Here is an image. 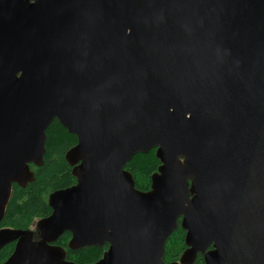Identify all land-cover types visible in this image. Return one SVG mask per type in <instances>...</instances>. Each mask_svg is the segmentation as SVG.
Wrapping results in <instances>:
<instances>
[{
  "label": "water",
  "instance_id": "obj_1",
  "mask_svg": "<svg viewBox=\"0 0 264 264\" xmlns=\"http://www.w3.org/2000/svg\"><path fill=\"white\" fill-rule=\"evenodd\" d=\"M56 119L76 184L36 232L0 228L2 264H264V0H0V221ZM155 148L150 189L124 165ZM212 246L211 250H207Z\"/></svg>",
  "mask_w": 264,
  "mask_h": 264
},
{
  "label": "trees",
  "instance_id": "obj_2",
  "mask_svg": "<svg viewBox=\"0 0 264 264\" xmlns=\"http://www.w3.org/2000/svg\"><path fill=\"white\" fill-rule=\"evenodd\" d=\"M76 142L75 135L69 133L56 119L45 130V153L39 166L31 165L33 179L25 185L14 183L5 213L0 221V227L13 229H27L33 218L48 216L51 207L47 204L49 193L71 186L75 177L71 174L72 167L65 159V152ZM159 161L154 149L146 153H136L126 163L125 168L131 173L135 187L147 190L150 184V176L156 171ZM179 219L176 228L165 241L162 256L164 264L178 259L185 249L184 230L180 227ZM70 233L64 232L56 244L65 248L66 259L76 264H89L97 261L104 246H84L70 249L67 242ZM14 242H9L0 248V264L12 253ZM195 264H204L201 255H198Z\"/></svg>",
  "mask_w": 264,
  "mask_h": 264
},
{
  "label": "flooded vegetation",
  "instance_id": "obj_3",
  "mask_svg": "<svg viewBox=\"0 0 264 264\" xmlns=\"http://www.w3.org/2000/svg\"><path fill=\"white\" fill-rule=\"evenodd\" d=\"M76 141H77V140H76ZM75 144H76V142H75L73 145H75ZM73 145H72V146H73ZM72 146H70L68 149H70ZM152 149H154V151H155V148H152ZM148 151H149V150H148ZM65 153H66V152H65ZM137 153H138V152H137ZM140 153H141V152H140ZM135 154H136V153H135ZM156 158H157V157H156ZM42 159H43V157H42ZM157 159H158V158H157ZM66 161H67V160H66ZM128 161H129V160H128ZM128 161H127V162H128ZM158 161H159V160H158ZM127 162H126V163H127ZM67 163H68V164L72 167V169H73V165H71L68 161H67ZM159 164H160V162H159ZM31 165H34V163H30V164H29V168H30V170L33 172L32 168H31ZM125 165H126V164H125ZM125 165H124V169H125L126 171H128V170L125 168ZM37 166H39V165H37ZM157 168H158V167H157ZM72 169H71V174H72ZM156 170H157V169H156ZM128 172H129V171H128ZM155 172H156V171H155ZM129 173H130V172H129ZM153 173H154V172H153ZM153 173H152V174H153ZM130 174H131V173H130ZM152 174H151V175H152ZM72 175H73V174H72ZM73 176H74V175H73ZM131 176H132V175H131ZM74 177H75V176H74ZM132 178H133V177H132ZM76 181H77V180H76V177H75V182H74L72 185H75V184H76ZM133 181H134V179H133ZM28 182H29V181H28ZM28 182H27V183H28ZM27 183H26V184H27ZM150 183H151V176H150ZM13 184H14V183H13ZM13 184H12V185H13ZM72 185H71V186H72ZM134 186H135V183H134ZM68 187H70V186H68ZM66 188H67V187H66ZM135 188H136V187H135ZM63 189H64V188H63ZM136 189H137V188H136ZM149 189H150V184H149L148 189H147V190H144V191H148ZM11 190H12V188H11ZM58 190H60V189H58ZM138 190H140V189H138ZM55 191H56V190H55ZM141 191H143V190H141ZM53 192H54V191H53ZM51 193H52V192H51ZM10 194H11V193H10ZM49 194H50V193H49ZM49 194H48V196H49ZM48 196H47V204H48ZM9 198H10V197H9ZM8 201H9V200H8ZM7 204H8V203H7ZM48 205H49V204H48ZM6 206H7V205H6ZM5 209H6V208H5ZM4 213H5V212H4ZM45 217H46V216H45ZM40 218H42V217H40ZM38 219H39V218H38ZM178 219H179V221H180V218H178ZM177 221H178V220H177ZM179 223H180V222H179ZM180 227H181V226H180ZM0 228H6V227H0ZM12 229H13V228H12ZM27 229H28V228H27ZM65 232H69V231H65ZM184 232H185V231H184ZM34 233H35V235H37V232H34ZM63 233H64V232H63ZM63 233H62V234H63ZM69 233H70V232H69ZM59 236H60V235H59ZM59 236H58V237H59ZM184 236H185V234H184ZM58 237H57V238H58ZM57 238H56V240H57ZM70 238H71V233H70ZM56 240L53 242V244L58 245V244L55 243ZM69 240H70V239H69ZM69 240H68V242H69ZM12 242L15 243V240L12 241ZM68 242H67V246H68ZM184 244H185V242H184ZM14 245H15V244H14ZM105 245H106V249L103 251V253L107 250V247H108V244H105ZM58 246H60V245H58ZM103 246H104V245H103ZM61 247H62V246H61ZM62 248L65 250L64 247H62ZM185 249H186V245H185ZM185 249H184V250H185ZM211 249H212V246H208V248L206 249V251H207V250H211ZM184 250H183V251H184ZM183 251H182V252H183ZM65 253H66V251H65ZM103 253H102V255H103ZM181 254H182V253H181ZM181 254H180V255H181ZM198 255H201L202 258H203V254H202V253H197L196 256H195V259H194L193 264H195V261H196V258H197ZM101 257H102V256H101ZM101 257H100V258H101ZM179 257H180V256H179ZM179 257H178L177 260L172 261V262H176V261H178V260H179ZM100 258H99V259H100ZM162 260H163V259H162ZM203 261H204V258H203ZM169 263H170V262H169ZM89 264H90V263H89ZM167 264H168V263H167ZM204 264H205V262H204Z\"/></svg>",
  "mask_w": 264,
  "mask_h": 264
},
{
  "label": "rangeland",
  "instance_id": "obj_4",
  "mask_svg": "<svg viewBox=\"0 0 264 264\" xmlns=\"http://www.w3.org/2000/svg\"><path fill=\"white\" fill-rule=\"evenodd\" d=\"M35 166H37L36 164H34ZM32 168V167H31ZM37 220L38 218H33L30 223H29V226H28V229L36 232V223H37Z\"/></svg>",
  "mask_w": 264,
  "mask_h": 264
}]
</instances>
